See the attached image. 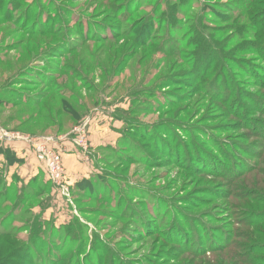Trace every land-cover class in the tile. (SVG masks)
Returning <instances> with one entry per match:
<instances>
[{"label":"rangeland","instance_id":"374dc122","mask_svg":"<svg viewBox=\"0 0 264 264\" xmlns=\"http://www.w3.org/2000/svg\"><path fill=\"white\" fill-rule=\"evenodd\" d=\"M0 126L107 145L0 193V264H264V0H0Z\"/></svg>","mask_w":264,"mask_h":264},{"label":"crops","instance_id":"0c3cea01","mask_svg":"<svg viewBox=\"0 0 264 264\" xmlns=\"http://www.w3.org/2000/svg\"><path fill=\"white\" fill-rule=\"evenodd\" d=\"M116 139L117 137L113 138L112 136L109 138L108 144L114 145ZM91 143L90 149L86 150L79 146L75 140H70L67 137L58 141L57 147L63 153L66 183L71 195L76 189L82 190L81 186L88 182V178L95 172L91 162L92 155L97 152L102 144L107 146L106 143H101L99 140L98 143L95 142L92 137ZM0 175L3 179L0 184V193L5 192L7 188L9 190L13 188L12 183L17 184L18 189L22 190L24 194L27 193L26 196L34 195L44 199L38 206V209L42 210L43 213L54 207L53 200L49 198L45 200L46 197H50L51 191L54 192V190L59 192L58 206L60 204L61 207L68 209L69 206L74 207L72 196L68 200L63 196L60 188L49 180L44 168L38 162L31 144L27 141L0 142ZM63 224H66V220L60 223V225Z\"/></svg>","mask_w":264,"mask_h":264},{"label":"built area","instance_id":"2783aa9c","mask_svg":"<svg viewBox=\"0 0 264 264\" xmlns=\"http://www.w3.org/2000/svg\"><path fill=\"white\" fill-rule=\"evenodd\" d=\"M74 134H77L76 143L84 149L88 148L86 136L81 129H76ZM66 137L60 138L65 139ZM17 140H24L31 144L32 149L36 154V158L44 168L49 180L60 188L64 197L70 199V191L66 183V171L63 160V153L57 147L58 141L54 138H24L19 134L5 131L0 126V142L12 143Z\"/></svg>","mask_w":264,"mask_h":264},{"label":"trees","instance_id":"16d2710c","mask_svg":"<svg viewBox=\"0 0 264 264\" xmlns=\"http://www.w3.org/2000/svg\"><path fill=\"white\" fill-rule=\"evenodd\" d=\"M42 100H46L48 103L53 104V102L56 100V96L55 95H51V94H49V95H47V94L46 95H43L40 100L33 101V103H31L30 105H33V107H36V108L46 109L45 106L44 107H41ZM70 112H72V111H70ZM70 115H72V117H75L73 115V113H70ZM35 116H36L35 114L32 115L31 118L28 120V122L29 123H33L35 121V119H36ZM86 186H89V182L84 183L81 187H82V189H84V187H86ZM69 225L70 224H68L67 226H65L68 234L71 231V227H69Z\"/></svg>","mask_w":264,"mask_h":264}]
</instances>
